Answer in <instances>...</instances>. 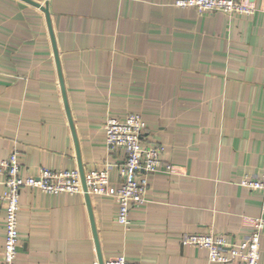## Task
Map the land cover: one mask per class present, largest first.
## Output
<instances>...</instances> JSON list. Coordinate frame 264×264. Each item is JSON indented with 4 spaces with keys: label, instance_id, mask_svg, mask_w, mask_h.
Segmentation results:
<instances>
[{
    "label": "crops",
    "instance_id": "obj_1",
    "mask_svg": "<svg viewBox=\"0 0 264 264\" xmlns=\"http://www.w3.org/2000/svg\"><path fill=\"white\" fill-rule=\"evenodd\" d=\"M33 1L48 8L83 173L108 168L119 181L125 152L107 151L104 122L131 111L144 119L142 143L161 145L171 165L149 175L127 226L112 197L89 194L102 260L218 264L182 235L241 239L259 214V192L239 181L264 173V0H238L250 15L174 0ZM76 143L44 12L0 0V158L15 151L21 175L78 169ZM18 232V264L97 260L84 193L22 187ZM4 240L0 201V259ZM260 244L264 264V228Z\"/></svg>",
    "mask_w": 264,
    "mask_h": 264
},
{
    "label": "built area",
    "instance_id": "obj_2",
    "mask_svg": "<svg viewBox=\"0 0 264 264\" xmlns=\"http://www.w3.org/2000/svg\"><path fill=\"white\" fill-rule=\"evenodd\" d=\"M173 4L177 7L194 8L198 13L219 11L250 15L254 11L253 6L244 5L238 0H174ZM145 129L144 119L137 111L128 112L121 118L108 116L104 122L106 149L110 152L121 148L125 152L124 160L118 165L120 179L112 185L108 168L84 173L87 193L112 197L118 206L116 220L123 226L130 223V208L145 201L149 175L171 170V165L160 159L164 151L161 145L142 143ZM0 183L3 185L0 201L5 207V240L0 264H18V210L22 187L38 188L49 194L84 193L77 168L65 170L41 167L36 175H21V163L15 151L6 158H0ZM239 184L260 194V211L253 219L251 232L241 239H231L215 233L182 235L183 244L205 249L210 263L259 264L260 237L264 228V173L259 176H244ZM92 264H99V261L95 260ZM103 264L138 263L119 256L109 258Z\"/></svg>",
    "mask_w": 264,
    "mask_h": 264
},
{
    "label": "water",
    "instance_id": "obj_3",
    "mask_svg": "<svg viewBox=\"0 0 264 264\" xmlns=\"http://www.w3.org/2000/svg\"><path fill=\"white\" fill-rule=\"evenodd\" d=\"M24 1H26V2H28L30 4H32V5L40 8V10H42L44 12V15H45V18H46V22H47V25H48V29H49V33H50V38H51V43H52V47H53L54 58H55L56 65H57V71H58V76H59V83H60L62 98H63V102H64V105H65V110H66V113H67V116H68L69 124H70V127H71L72 135H73L75 143H76V136H75V133H74L72 119L70 117V112H69L67 101H66V95H65V91H64V85H63L62 75H61V71H60V65H59V61H58V54H57V50H56V46H55V42H54V37H53V33H52V27H51V23H50V16H49L47 5H46V3L45 4H41V3H38V2L33 1V0H24ZM76 154H77V158H78V170H79V173H80L82 189H83L85 200H86V204H87V207H88L90 220H91L92 231H93V236H94V241H95V244H96L97 260L99 261V264H103V260H102V257L100 255V251H99V248H98L96 231H95V228H94V223H93V219H92V213H91V209H90L89 194L86 191V186H85V182H84V173H83V170H82V167H81V163H80V159H79V151H78L77 143H76Z\"/></svg>",
    "mask_w": 264,
    "mask_h": 264
}]
</instances>
